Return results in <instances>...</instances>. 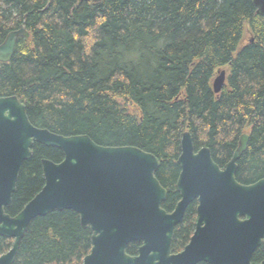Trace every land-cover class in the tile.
Here are the masks:
<instances>
[{"label": "trees", "instance_id": "trees-1", "mask_svg": "<svg viewBox=\"0 0 264 264\" xmlns=\"http://www.w3.org/2000/svg\"><path fill=\"white\" fill-rule=\"evenodd\" d=\"M20 25L29 37L0 63V97L16 96L38 128L156 156L167 212L179 201L185 131L195 151L207 147L221 168L247 134L236 180L264 178V17L251 0H0V44ZM222 69L227 78L214 94ZM62 158L34 144L5 212L15 216L43 187L42 159ZM196 205L174 229V253L193 233ZM11 243L0 237V255ZM139 245L131 242L126 253L135 255ZM90 249L91 232L78 214L54 211L30 222L13 264H81ZM263 255L261 245L251 263Z\"/></svg>", "mask_w": 264, "mask_h": 264}, {"label": "water", "instance_id": "water-1", "mask_svg": "<svg viewBox=\"0 0 264 264\" xmlns=\"http://www.w3.org/2000/svg\"><path fill=\"white\" fill-rule=\"evenodd\" d=\"M251 1L264 17V0ZM28 37L23 25L10 32L0 44V63L9 62L18 39ZM226 78V70L216 72L214 94L221 92ZM248 139L240 136L221 168L207 147L195 151L190 133L183 132L175 184L179 201L167 212L161 207L167 191L155 176L160 165L156 156L135 146H101L84 134L63 136L38 128L16 96L0 97V237L12 239L0 264L14 263L33 219L63 210L78 214L81 227L91 232V249L81 264H251L254 251L264 245V178L249 185L236 180ZM34 144L58 149L63 158L40 161L43 187L10 216L5 210ZM194 201L193 234L172 254L174 229ZM131 242L140 243L134 256L126 253Z\"/></svg>", "mask_w": 264, "mask_h": 264}, {"label": "flooded vegetation", "instance_id": "flooded-vegetation-1", "mask_svg": "<svg viewBox=\"0 0 264 264\" xmlns=\"http://www.w3.org/2000/svg\"><path fill=\"white\" fill-rule=\"evenodd\" d=\"M248 137H249V136H248ZM235 177H236V175H235ZM241 184H242V183H241ZM251 184H252V183H251ZM160 185H161V184H160ZM244 185H249V184H244ZM174 207H175V206H174ZM183 217H184V216H183ZM182 219H183V218H182ZM181 221H182V220H181ZM89 231H90V230H89ZM193 231H194V229H193ZM192 234H193V233H192ZM173 235H174V234H173ZM191 236H192V235H191ZM191 236H190V237H191ZM189 239H190V238H189ZM11 240H12V239H11ZM172 240H173V239H172ZM188 241H189V240H188ZM187 243H188V242H187ZM187 243H186V244H187ZM186 244H185V245H186ZM11 245H12V243H11ZM171 245H172V244H171ZM185 245H184V246H185ZM262 245H263V244H262ZM139 246H140V245H139ZM184 246H183V247H184ZM260 246H261V245H260ZM183 247H182L178 252H180V251L183 249ZM10 248H11V247H10ZM137 249H138V248H137ZM171 252H172V250H171ZM178 252H175V253L172 252V254H176V253H178ZM136 253H137V251H136ZM3 254H4V253H3ZM1 255H2V254H1ZM1 255H0V256H1ZM128 255H129V254H128ZM135 255H136V254H135ZM131 256H134V255H131ZM251 260H252V257H251ZM263 260H264V255H263L260 259H258V264H259L261 261H263ZM251 264H252V263H251Z\"/></svg>", "mask_w": 264, "mask_h": 264}, {"label": "rangeland", "instance_id": "rangeland-1", "mask_svg": "<svg viewBox=\"0 0 264 264\" xmlns=\"http://www.w3.org/2000/svg\"><path fill=\"white\" fill-rule=\"evenodd\" d=\"M225 70V69H224ZM226 72H227V69H226ZM216 76V75H215Z\"/></svg>", "mask_w": 264, "mask_h": 264}]
</instances>
